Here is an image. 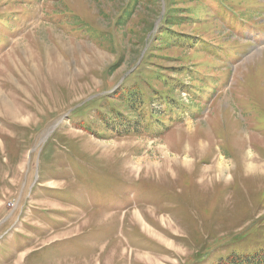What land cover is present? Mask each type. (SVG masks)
Wrapping results in <instances>:
<instances>
[{"label":"rangeland","instance_id":"374dc122","mask_svg":"<svg viewBox=\"0 0 264 264\" xmlns=\"http://www.w3.org/2000/svg\"><path fill=\"white\" fill-rule=\"evenodd\" d=\"M147 2L0 0V264H218L234 243L264 247V0L213 3L212 24L188 27L202 55L157 39L167 4L194 1ZM182 63L195 73L170 71ZM157 70L189 111L152 132L166 105L138 115L127 99Z\"/></svg>","mask_w":264,"mask_h":264},{"label":"trees","instance_id":"16d2710c","mask_svg":"<svg viewBox=\"0 0 264 264\" xmlns=\"http://www.w3.org/2000/svg\"><path fill=\"white\" fill-rule=\"evenodd\" d=\"M134 0L135 3H145L149 4L147 0ZM194 1V4L190 8H184L179 11H176L173 7L174 3L167 4V14L173 13L171 16L165 15L159 25V31L157 34V39L164 47H172L175 46L176 48H183L189 49L192 48L193 52L198 49L199 55H202L201 52L209 53L208 46H210L209 42L205 40L202 36L196 34L191 27L192 25L197 24H212V20H207L205 17L211 16L216 18V15L213 10V5L216 4L218 6L217 1L219 0H191ZM221 2L225 0H220ZM214 3V4H213ZM224 3V2H223ZM220 4V2H219ZM158 14V12H157ZM220 19V18H218ZM150 27V25H148ZM204 43H206L204 45ZM202 47V48H201ZM167 57V56H164ZM170 71L175 73H185L188 76H192L195 73L193 70V66L188 65L186 63H182L174 68H171ZM155 77L157 80H160L162 83L160 85H152L148 83V89L144 91H139L137 100H133L129 97L127 99V107L134 112L137 110L138 115L141 113V108L138 105L139 102H143L146 106L151 105L153 103H157L159 105H166V108L154 112L153 108L150 106L149 118L146 119V126L152 130V132H156L164 125L165 122V114L170 112L171 115L177 117H181L183 112L181 108H184L186 111H189V106L183 104L180 105L177 103V100L174 96H168L167 92L164 90L166 77L163 75L162 71L157 70L155 71ZM141 83H144L142 81ZM150 89V90H149ZM149 90V91H148ZM173 90V89H171ZM136 92V91H135ZM190 92L194 95H197L196 88H191ZM131 93V92H130ZM129 93V95H130ZM172 103H174L172 105ZM161 118H164L161 119ZM152 119V121H151ZM172 119H174L172 117ZM173 121V120H172ZM104 125L113 126L114 124H106L103 122ZM140 123L139 121L132 122L128 124L124 130L114 129V132H127V131H135L138 130ZM148 130V134H151ZM237 245L236 248H233L232 251L225 257H220L218 259V264H264V247H260L253 250H245L242 249V245L245 243H234ZM240 247V248H239Z\"/></svg>","mask_w":264,"mask_h":264},{"label":"bare ground","instance_id":"6f19581e","mask_svg":"<svg viewBox=\"0 0 264 264\" xmlns=\"http://www.w3.org/2000/svg\"><path fill=\"white\" fill-rule=\"evenodd\" d=\"M226 164L223 162H220V164H218V167H217V171H220V170H222V171H224V170H226Z\"/></svg>","mask_w":264,"mask_h":264}]
</instances>
